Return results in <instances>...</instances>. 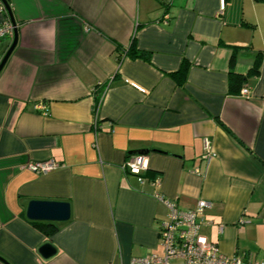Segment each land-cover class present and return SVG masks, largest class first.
<instances>
[{
  "label": "crops",
  "instance_id": "0c3cea01",
  "mask_svg": "<svg viewBox=\"0 0 264 264\" xmlns=\"http://www.w3.org/2000/svg\"><path fill=\"white\" fill-rule=\"evenodd\" d=\"M9 2L19 39L0 72V255L130 264L164 254L168 201L206 199L200 237L264 260V1ZM258 56L249 95L230 91V71L247 75ZM134 151L149 157L143 181L123 169ZM34 199L68 202L70 218H29Z\"/></svg>",
  "mask_w": 264,
  "mask_h": 264
},
{
  "label": "built area",
  "instance_id": "2783aa9c",
  "mask_svg": "<svg viewBox=\"0 0 264 264\" xmlns=\"http://www.w3.org/2000/svg\"><path fill=\"white\" fill-rule=\"evenodd\" d=\"M0 13L7 14L1 0ZM13 35L14 26L10 19H5L0 25V39ZM241 95H249V88L243 87ZM212 156H215V152L208 141L204 157ZM55 167H57V163L53 159L29 165V168L36 172H46ZM123 169L137 175L139 180L143 181V173L149 169L148 155L144 153L131 155L124 163ZM196 171L199 169L197 168ZM153 183L160 185L161 181L154 179ZM167 204L169 213L161 221L159 228L164 254L151 253L146 256L134 257L130 264H264V260L226 254L218 243L200 237L202 226L209 222L206 212L212 207L210 201L200 199L197 206L190 209H182L176 202L168 201Z\"/></svg>",
  "mask_w": 264,
  "mask_h": 264
},
{
  "label": "water",
  "instance_id": "95a60500",
  "mask_svg": "<svg viewBox=\"0 0 264 264\" xmlns=\"http://www.w3.org/2000/svg\"><path fill=\"white\" fill-rule=\"evenodd\" d=\"M1 1L5 5L7 14L14 26V35L11 45L9 46V48L7 49L6 53L4 54V56L0 61V72L2 71L7 61L9 60L11 54L13 53L14 49L16 48L19 39L18 24L13 14L11 4L9 0H1ZM140 152L141 151H134V153H140ZM27 215L29 218L36 220L43 219V220H52V221H65L70 218V205L68 202L65 201L34 199L29 203ZM39 252L43 257L49 258L54 254H56L57 248L51 242H46L43 245H41V247L39 248ZM0 260L4 264H12L2 255H0Z\"/></svg>",
  "mask_w": 264,
  "mask_h": 264
},
{
  "label": "trees",
  "instance_id": "16d2710c",
  "mask_svg": "<svg viewBox=\"0 0 264 264\" xmlns=\"http://www.w3.org/2000/svg\"><path fill=\"white\" fill-rule=\"evenodd\" d=\"M257 1H264V0H257ZM6 19L9 20L8 14H6ZM123 54H129L131 56H142L146 54L144 53V51H138L135 50L133 48V46H130L129 48H124L123 50ZM233 63V60H232ZM260 71V57H257V60L255 61V63L253 64V66L250 68L249 72L247 73V75H243L241 73L235 72L233 70L230 71L229 73V89L230 91H238L241 89L244 81H246L248 74H258Z\"/></svg>",
  "mask_w": 264,
  "mask_h": 264
}]
</instances>
